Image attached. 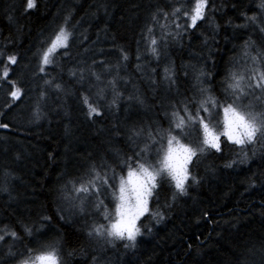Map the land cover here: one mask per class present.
Here are the masks:
<instances>
[{
  "label": "trees",
  "instance_id": "obj_1",
  "mask_svg": "<svg viewBox=\"0 0 264 264\" xmlns=\"http://www.w3.org/2000/svg\"><path fill=\"white\" fill-rule=\"evenodd\" d=\"M26 2L0 0V74L9 69L7 79H0V124L8 125L0 127V228L7 226L19 237L0 241V264H20L50 244L60 264H93V257L95 264H264V136L241 150L221 135V151L206 148L190 162L197 182L187 181L186 195L173 199L174 187L162 181L149 206L163 219L142 216L135 247L88 235L94 225L109 223L106 209L114 215L111 190L71 199L84 195L71 189L87 178L92 165L109 178L114 168L118 184L120 161L146 142L142 135L133 138L134 145L131 129H167L173 106L183 113L182 102H190L195 112L201 87L221 103L231 99L225 93L229 72L251 67L245 41L251 42L252 54L264 49L259 0H210L207 18L187 30L176 28L186 18L181 13L177 21L172 9L190 11L195 0H35L32 9ZM153 14L175 34L159 43V56L145 38L147 26L155 24ZM254 14L255 22L246 23ZM60 25L72 33L69 46L41 72L36 53ZM153 35L160 37L159 24ZM12 55L15 64L7 59ZM166 67L174 84L165 79ZM200 71L210 75L198 80ZM8 81L21 88L19 99L8 95ZM84 96L99 106L100 115L88 116ZM256 109L264 110V104ZM222 119L220 112L212 121L220 133ZM184 142L198 143L196 134ZM152 152L155 160L156 149ZM245 152L246 162L239 163ZM99 200L104 203L97 207Z\"/></svg>",
  "mask_w": 264,
  "mask_h": 264
},
{
  "label": "snow or ice",
  "instance_id": "obj_2",
  "mask_svg": "<svg viewBox=\"0 0 264 264\" xmlns=\"http://www.w3.org/2000/svg\"><path fill=\"white\" fill-rule=\"evenodd\" d=\"M210 0H195L191 10H186L184 7H175L172 9L171 16L180 20V14L186 18L185 24L176 23L177 29L187 30L188 28L197 27V22L206 19L208 4ZM35 6V0H27L26 8L32 9ZM259 8L264 11V0H259ZM161 11V10H158ZM165 20H169L168 12H162ZM152 20L155 24H159L161 29L160 37L153 35L155 24H149L146 30V39H149V49L153 55L159 56L158 46L161 41L166 43L167 38L172 34L166 31L168 25L159 23V16L153 14ZM248 21L255 22L256 15L245 17ZM68 22V17H65V24ZM214 23V22H213ZM218 27V26H217ZM264 33V25L259 29ZM176 35H180L179 32ZM72 36L65 25L58 26L54 29L53 34L46 38V47H42L36 55L39 57L40 71L43 72L44 66L54 63V55L61 48L67 49ZM174 38V37H173ZM207 37L205 38V42ZM251 42L244 43V56L251 64L250 68L245 70H231L226 78L225 93L230 100L221 103L215 96L209 93L206 87L200 88V99L195 112L189 108L190 102L183 103V113L179 110L171 112V119L167 129L157 128L155 130L149 128L147 130L133 128L130 130L129 140L133 141L134 137L145 136L146 142L139 152H134L132 156H128L120 161L121 172L116 183L117 174L115 169H111L112 175L109 178L108 172L101 174L97 170L96 165H92L86 173V179H81L78 182H73L71 191L76 194H84L72 196L73 200L83 201L85 198L95 195L99 197L101 192L111 190V195L115 201L114 215L105 210V219L109 221L107 225L97 224L89 230L90 237H96L108 244H112L116 240H126L129 243L125 247H135L137 236L141 233L140 227L137 226V221L146 213L157 218V222L163 219L159 212H152L149 206L150 199L155 195L156 190L161 182L167 179L174 187L175 191L172 198L177 195L187 194V181L197 182V178L193 176L189 169V164L198 153H202L206 148H214L221 151L220 136L223 135L227 140L243 150L248 145H254L258 142V137L264 136V110H257L256 103L264 104V49H257L255 54L250 52ZM67 54V53H65ZM121 58L127 60V53L121 50ZM10 64L17 63L18 58L14 55L8 56ZM107 67V66H106ZM153 71H155L153 69ZM165 79L171 84L175 83L173 73L169 68L164 69ZM73 76L75 73H71ZM9 69L4 68L0 74V79H7ZM96 80L101 77L98 73L93 72ZM210 75L200 71L197 79ZM83 75L80 79L83 80ZM10 91L8 95L12 100L20 98L22 90L17 86L15 81H8ZM46 83H48L46 81ZM115 93V80L109 81ZM57 88L60 85H56ZM103 93V89L100 90ZM45 94L42 92L41 97ZM116 96L119 93H115ZM251 97V99H249ZM248 100V103H245ZM84 104L88 108V116L100 115V109L97 104L90 101L89 97L84 96ZM115 99L112 103L115 104ZM196 102V97L193 101ZM142 103V101H141ZM7 106V105H6ZM223 113V132L216 130L212 121L214 115ZM165 115H169L165 113ZM0 127H8L7 124H0ZM196 134L198 143H185L186 137ZM119 134V133H117ZM155 148V160H153L152 149ZM247 153H244V158L239 160V163L246 162ZM134 161V164H133ZM236 161H232L226 167H232ZM126 167V173L124 168ZM2 190H7L3 188ZM67 192V186H65ZM103 200H99L97 207L102 205ZM43 219H49L44 217ZM63 219V217H61ZM25 232L29 235L32 230L25 226ZM10 235L13 239H18L17 232L9 229L7 226L0 228V241H3L6 236ZM30 253L32 249L28 250ZM11 254V252L9 253ZM96 262V257H93V264ZM20 264H60L59 253L55 245H47L37 252L34 257L29 256L22 260Z\"/></svg>",
  "mask_w": 264,
  "mask_h": 264
},
{
  "label": "rangeland",
  "instance_id": "obj_3",
  "mask_svg": "<svg viewBox=\"0 0 264 264\" xmlns=\"http://www.w3.org/2000/svg\"><path fill=\"white\" fill-rule=\"evenodd\" d=\"M249 99H251V97H249ZM245 103H248V100H245ZM260 105V103H256V107H258Z\"/></svg>",
  "mask_w": 264,
  "mask_h": 264
},
{
  "label": "bare ground",
  "instance_id": "obj_4",
  "mask_svg": "<svg viewBox=\"0 0 264 264\" xmlns=\"http://www.w3.org/2000/svg\"><path fill=\"white\" fill-rule=\"evenodd\" d=\"M175 34L173 33L172 36H174ZM171 37V36H170ZM247 68V67H246ZM4 128V127H3Z\"/></svg>",
  "mask_w": 264,
  "mask_h": 264
}]
</instances>
